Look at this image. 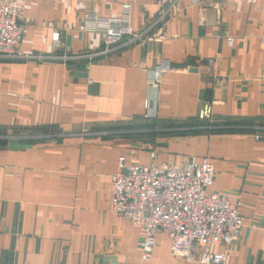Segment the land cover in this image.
Listing matches in <instances>:
<instances>
[{"label":"crops","instance_id":"1","mask_svg":"<svg viewBox=\"0 0 264 264\" xmlns=\"http://www.w3.org/2000/svg\"><path fill=\"white\" fill-rule=\"evenodd\" d=\"M14 1L16 51L30 57L0 58V264H137L140 230L109 200L119 157H207L211 189L243 218L215 245L224 264H264V0H175L160 42L122 37L89 60L74 56L102 39L81 29L84 13L117 17L127 3L136 32L152 0ZM161 59L173 65L152 86ZM147 264L200 263L158 232Z\"/></svg>","mask_w":264,"mask_h":264},{"label":"built area","instance_id":"2","mask_svg":"<svg viewBox=\"0 0 264 264\" xmlns=\"http://www.w3.org/2000/svg\"><path fill=\"white\" fill-rule=\"evenodd\" d=\"M152 3L157 8L154 20L136 32L128 28L127 3L121 5L122 13L117 17L84 13L81 29L99 34L102 44L96 52L74 57L89 60L108 53L122 37L123 45L160 42L170 13L176 8L175 0H152ZM211 6L215 7L214 3ZM18 15L14 0H0V58L30 57L16 51L22 35ZM57 36V32H52L53 42H57ZM59 58L65 62L69 57ZM169 69V62L161 59L153 68L149 83L156 86L160 75ZM150 155L153 157L154 152L150 151ZM213 178L214 165L207 157L181 163L153 159L147 163H124L122 157L118 158L117 168L109 174V200L115 214L140 230L137 264H147L158 232L166 235L172 255L185 260L196 255L200 264H224L226 253L215 245H228L239 233L243 218L238 202L232 201L226 192L211 189Z\"/></svg>","mask_w":264,"mask_h":264},{"label":"water","instance_id":"3","mask_svg":"<svg viewBox=\"0 0 264 264\" xmlns=\"http://www.w3.org/2000/svg\"><path fill=\"white\" fill-rule=\"evenodd\" d=\"M173 65V64H172ZM171 64H170V67L172 66ZM174 66H177V64H174Z\"/></svg>","mask_w":264,"mask_h":264}]
</instances>
